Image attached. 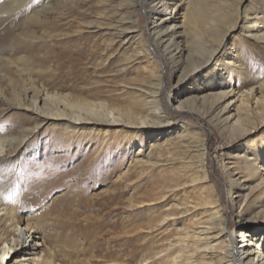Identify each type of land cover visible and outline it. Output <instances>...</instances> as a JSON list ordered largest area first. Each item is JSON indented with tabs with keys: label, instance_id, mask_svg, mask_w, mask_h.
I'll return each instance as SVG.
<instances>
[{
	"label": "rangeland",
	"instance_id": "374dc122",
	"mask_svg": "<svg viewBox=\"0 0 264 264\" xmlns=\"http://www.w3.org/2000/svg\"><path fill=\"white\" fill-rule=\"evenodd\" d=\"M237 1L179 0L168 23L176 31L175 40L184 46L174 66L155 56L157 51L148 38L149 17L155 20L156 15L143 10L141 0H28L21 12L2 16L3 35L5 27L27 24L20 30L14 26L11 34L22 33L17 43L8 37L0 47H12L2 53L3 59H18L24 78L29 77L39 93L45 90L69 100L103 102L106 108L125 111L142 100L141 88L161 76L165 87L162 102L168 101L173 108L185 102L195 114L174 118L172 125L159 126L153 135L139 134L136 139H132V129L121 124L104 129L97 126L89 133L88 123L82 126L86 129L84 137H79V131L68 134L61 119L39 125L14 157L17 167L3 177L15 179L10 185L12 195L14 191L27 194V200L17 205V215L22 223L36 224L43 251L51 250L60 263L68 264H101L110 257L119 264L157 262L163 254L158 252L181 236V228L198 212L179 214L181 204L193 201L201 191V181H186L179 172L180 156L187 154L186 142H203L207 183L228 184V172L239 178L236 184L242 188L236 196L232 198L231 192L224 191L226 204L244 200V205L249 203L254 211L244 222H236L233 208L234 241H240L243 225L259 227L263 233L264 196H258L262 189L257 184L264 171V150L258 160L260 173L254 177H242L233 161L236 152L241 155L259 146L264 121L251 133L230 141L228 132L204 114L212 95L230 88L237 91L248 83L255 86L264 78V40L253 37L264 32L262 14L249 12L246 17L259 19L257 30L242 31L238 21L226 33L218 61H212L214 69L222 73L216 77L215 86L207 83L210 67L190 70L200 56V43L206 42L202 37L211 38L207 21L219 18V13L228 12ZM251 6L264 12V0H240V11H249ZM198 7L205 8L211 17L203 18L205 24L195 20ZM34 13L38 16H31ZM120 24L136 27L116 34L113 26ZM12 67L8 62L0 66V88H4L5 96L0 95V137L9 141L16 138L10 141L15 146L25 134L24 119H30L31 114L18 108L12 98L13 83L6 78L7 73L13 75ZM48 103L63 107L62 101ZM111 117L107 115L105 120ZM181 125L188 128L182 144L175 135L177 130L181 132ZM168 134L171 138L165 141ZM157 135L160 145L180 146L179 154L172 156L165 149L158 152V148H150L148 143ZM198 158L194 156L193 161ZM156 159L162 161L149 164ZM185 160L187 163L188 158ZM139 200L143 201L140 205ZM197 215L196 220L201 217ZM163 217L167 220L162 223Z\"/></svg>",
	"mask_w": 264,
	"mask_h": 264
},
{
	"label": "bare ground",
	"instance_id": "6f19581e",
	"mask_svg": "<svg viewBox=\"0 0 264 264\" xmlns=\"http://www.w3.org/2000/svg\"><path fill=\"white\" fill-rule=\"evenodd\" d=\"M27 1L0 0V19L4 14L10 15L19 12ZM178 2L179 0H141L140 3L142 9L147 11V13L156 15L155 20L149 17L151 29H149L150 35L148 38L150 45L157 51L155 56L162 62L164 59L169 61L173 66L184 51V46L179 45L175 40L176 31L172 29V25L168 26L169 17L171 18L173 15ZM239 3L240 0L235 3L233 8L230 7L228 12L226 10L223 13H219V18H212L207 21V25L212 29L210 31L212 32L211 38L202 37L206 42L200 43V56L192 63L191 72L199 71L202 67H210V78L206 82L211 84V86H215L214 83L217 76H222L221 72L214 69L212 61H218L217 55L220 52V48L225 45L223 39L226 33L237 26L238 21L241 22L242 31H247L249 28L254 31L257 30L256 25L259 19H247L249 12L255 16L261 13L262 17H264L261 7L256 9L257 12L253 6L249 8V11H240ZM31 16L36 17L38 15L34 13ZM206 17L211 18L207 15L205 8L198 7L195 11V20L203 23L205 22L203 18ZM14 26L16 24L4 28L6 33L4 35L0 34V42L7 41L8 37L9 41L18 42L22 33L11 34L14 31ZM23 26L25 27L27 24ZM16 27L18 30L24 28L22 26L20 28ZM134 27H136L134 24L130 26H122L120 24L113 26V29L116 34H122L128 28ZM73 32H77V30ZM202 35H200V38ZM251 35H255V33ZM24 36L28 37V34H24ZM253 37L264 40V32H261L260 36ZM11 48L0 47V66L4 62L13 65V75L7 73L8 77H6L13 83L12 98L18 108H23L25 111L30 112L31 116L30 119L23 118L27 123V128L23 137L17 139L15 146H12L10 141H15L16 138H11L9 141L10 138L0 137V264H68L67 262L60 263L56 259L55 253L51 250H42L43 243L36 224L22 223V220L18 218L17 205L27 200V194L17 195L18 193L14 191L12 195L10 185L16 183L15 179H11V176L5 179L3 176L17 167L14 157L21 149L22 143L29 139V136L35 134V130L39 125L53 118L63 120V124L68 128L65 130L68 134H74L79 131V137H84L86 129L82 126L88 123H91L90 126H87L89 127V133L97 130V126L104 129V127L109 128L121 124L123 128H131L134 135L132 139H136L139 134L147 133L153 135V131L159 126L172 125L174 118L195 117V114L193 109H189L185 102L178 103L175 108L169 106L168 101L162 102L161 95L164 93L165 87L161 76L150 86L141 88L142 100L137 106H132L131 109L125 111L117 108H106L107 105L103 102L96 103L85 99L82 101L69 100L45 90L39 93L32 84L31 79L29 77L24 78V68L18 59L12 61L3 59L2 53H7ZM226 52L227 50L225 49L224 54ZM0 90V95L4 98L5 96L2 93L4 88L1 87ZM167 94L170 97L171 94L169 92ZM212 99L213 101L204 111V114L210 117V121H215L217 125H220L228 132L227 135H229L230 141L251 133L264 121V78L260 79L255 86L248 83L247 86L241 87L237 91L233 88L222 90L218 94L212 95ZM54 101H62L63 107L48 103ZM187 102L189 101L187 100ZM231 107L232 109H230ZM184 108L185 110H183ZM225 114L226 116H224ZM107 115L112 116V120H105ZM102 129L100 132H102ZM180 130L181 132L177 130L175 135L178 142L182 144L183 139L188 136V128L181 125ZM102 134L108 135L106 131H103ZM158 137L157 135L148 143L150 148H158V152L165 149L172 156L179 154L180 146L160 145L161 142H158ZM170 138L171 135L168 134L165 141ZM132 139L128 141L132 142ZM186 143L188 148L184 152L187 154L180 156L181 170L179 172L180 175L185 176L184 180L186 181L189 180L191 183L201 181V191L199 196L193 201L181 204L183 210L179 214L188 213L192 210V212L198 211L197 214H201V217L196 220L195 217L198 215H191L189 218L191 223L181 228V236L169 242L164 249L158 252L163 254L157 258V262H152L151 264H264V229L262 230L263 233H261L259 232V227L253 228L243 225V229L240 232V241L236 243L233 239L235 225L233 218H231L233 208L236 210V222H244L247 214L254 211L249 203L244 205V200L242 203L238 201L233 203L234 200H232L231 203L228 202L226 204L224 191L231 192L232 198L236 196V193L240 192L242 188L241 185L236 184L239 178L231 177L230 172H228V178L231 180L228 184L207 183L208 174L204 167L205 146L203 142L199 141V144L196 145H192V142ZM253 144L251 143V146ZM249 149V151L245 150L241 155L236 152V157L233 161L235 167L241 170L240 174L242 177H254L260 173L261 168L258 165V160L262 156L260 152L264 150V138L261 139L259 146H253ZM194 156L199 157L196 160L197 162L193 161ZM263 156L261 160L264 162ZM187 158L188 161L186 163L185 159ZM161 161L160 159L149 160V164L154 165ZM257 187L262 189L258 196L263 197L264 171L259 174ZM16 195L18 196L17 198ZM137 203L140 205L143 201L139 200ZM165 220L167 219L163 217L161 222L163 223ZM238 243L240 244L238 245ZM110 259L100 263L119 264Z\"/></svg>",
	"mask_w": 264,
	"mask_h": 264
},
{
	"label": "snow or ice",
	"instance_id": "6c2138e0",
	"mask_svg": "<svg viewBox=\"0 0 264 264\" xmlns=\"http://www.w3.org/2000/svg\"><path fill=\"white\" fill-rule=\"evenodd\" d=\"M6 259V258H5Z\"/></svg>",
	"mask_w": 264,
	"mask_h": 264
}]
</instances>
